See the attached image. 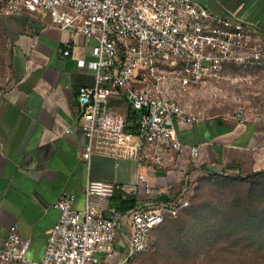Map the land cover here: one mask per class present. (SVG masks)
I'll use <instances>...</instances> for the list:
<instances>
[{"label": "built area", "instance_id": "built-area-1", "mask_svg": "<svg viewBox=\"0 0 264 264\" xmlns=\"http://www.w3.org/2000/svg\"><path fill=\"white\" fill-rule=\"evenodd\" d=\"M0 13L49 14L52 25L94 41L93 59L78 60L95 74L93 85L77 88L78 119L87 138L82 158L88 162L109 156L151 173L175 164L186 148L175 124L205 117L183 104L192 89L221 79L232 67L264 70V39L255 23L214 13L197 0H0ZM68 47L65 55L71 54ZM130 108L141 112L136 133L127 130ZM190 152L196 160L199 147ZM198 171L218 173L213 164L184 173L181 188L164 198L145 173L131 183L90 180L81 210L75 195L63 192L43 259L28 256L31 239L14 224L0 248V264H143L155 247V230L191 205ZM141 190L156 198L127 211L110 202ZM127 226L129 245L118 256V238Z\"/></svg>", "mask_w": 264, "mask_h": 264}, {"label": "crops", "instance_id": "crops-1", "mask_svg": "<svg viewBox=\"0 0 264 264\" xmlns=\"http://www.w3.org/2000/svg\"><path fill=\"white\" fill-rule=\"evenodd\" d=\"M197 1L214 13L254 22L264 39V0ZM0 34L7 63L6 73L0 74V248L17 224L20 234L31 239L28 256L41 261L60 216L55 206L59 196L74 194L75 207L83 209L90 180L131 183L138 173H145L164 198L181 188L184 173L207 165L236 176L264 171V114L176 123V134L186 148L175 164L155 173L109 156L94 155L88 162L82 158L87 138L78 119L77 88L93 85L95 74L81 69L78 60L93 59L94 41L52 25L49 14L0 13ZM68 45L71 54L65 55ZM191 146L199 147L196 160ZM197 176L199 181L206 175L198 171ZM130 196L139 203L156 198L142 190ZM129 238V227H123L118 256L127 250Z\"/></svg>", "mask_w": 264, "mask_h": 264}, {"label": "trees", "instance_id": "trees-1", "mask_svg": "<svg viewBox=\"0 0 264 264\" xmlns=\"http://www.w3.org/2000/svg\"><path fill=\"white\" fill-rule=\"evenodd\" d=\"M140 116L139 110L129 109L128 131H138ZM219 176L227 175L216 173L204 177L214 179ZM263 176L264 171L238 176V179L250 181ZM230 195L229 201L223 204L212 201L189 208L193 204L194 194L191 205L185 209L188 214L186 220H177L180 215L176 218V222L180 224L164 228L159 239H156V232L167 220L155 230L156 242L153 250L149 252L152 253L151 257L163 260L166 257V262L264 264V191L248 190L244 193L233 192ZM137 202V198L132 196H116L112 205L127 211L134 208ZM259 235V240L249 239Z\"/></svg>", "mask_w": 264, "mask_h": 264}, {"label": "rangeland", "instance_id": "rangeland-1", "mask_svg": "<svg viewBox=\"0 0 264 264\" xmlns=\"http://www.w3.org/2000/svg\"><path fill=\"white\" fill-rule=\"evenodd\" d=\"M4 47V39L0 34V74H5L7 71ZM183 104L188 110L201 113L205 116H229L238 113H242L243 115L264 114V70H256L255 72L229 70L221 79L209 82L202 87L193 88L186 96ZM121 109L124 110L125 108ZM248 190L263 192L264 176L250 181H242L236 175L219 176L214 179L201 177L195 191L193 204L189 208H193L199 203L212 201L216 204H223L231 198L230 193H244ZM187 215L185 210L177 220H186ZM174 224L178 226L180 223H177L176 219H168L157 230L156 239H159V236L163 235L164 228L170 225L173 226ZM260 236L249 239L259 240ZM151 254L146 255L143 264H217L166 262V257H164V260L160 258L153 259Z\"/></svg>", "mask_w": 264, "mask_h": 264}]
</instances>
